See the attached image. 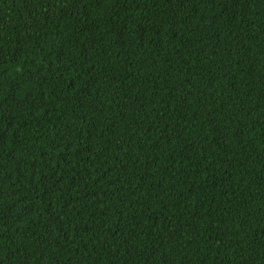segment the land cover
Segmentation results:
<instances>
[{
    "label": "trees",
    "instance_id": "1",
    "mask_svg": "<svg viewBox=\"0 0 264 264\" xmlns=\"http://www.w3.org/2000/svg\"><path fill=\"white\" fill-rule=\"evenodd\" d=\"M0 264H264V0H0Z\"/></svg>",
    "mask_w": 264,
    "mask_h": 264
}]
</instances>
